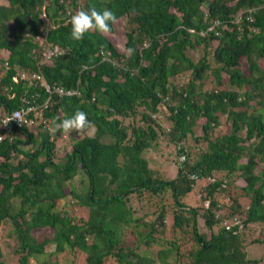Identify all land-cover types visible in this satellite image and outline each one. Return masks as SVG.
I'll use <instances>...</instances> for the list:
<instances>
[{
    "label": "trees",
    "instance_id": "1",
    "mask_svg": "<svg viewBox=\"0 0 264 264\" xmlns=\"http://www.w3.org/2000/svg\"><path fill=\"white\" fill-rule=\"evenodd\" d=\"M93 7L112 10L121 30L113 23L108 34L72 39L70 17ZM45 40L60 53L41 62ZM195 46L202 55L193 61ZM128 48L134 51L127 54ZM259 60L264 0H0V133L2 114L21 108L22 99L40 110L30 126L8 124L0 140V231L6 228L10 249L8 263L0 248V264L73 262L64 253L82 254L85 264H175L172 239L155 257L145 252L159 244L165 207L152 222H143L133 207V197L164 193L172 201L170 226L190 232L187 264H264L248 257L245 242L250 224L264 223ZM30 74L79 94L51 98L43 107L46 95ZM209 76L212 84L205 86ZM78 109L93 127L53 134L54 122ZM221 115L229 129L212 137ZM42 119L51 121L49 129ZM188 135L205 142L191 162ZM158 136L184 155L172 179L158 176L143 155L161 143ZM191 174L206 178L207 206L183 203ZM231 217L238 225L227 229L221 221ZM197 218L204 231L197 230Z\"/></svg>",
    "mask_w": 264,
    "mask_h": 264
},
{
    "label": "rangeland",
    "instance_id": "2",
    "mask_svg": "<svg viewBox=\"0 0 264 264\" xmlns=\"http://www.w3.org/2000/svg\"><path fill=\"white\" fill-rule=\"evenodd\" d=\"M115 28L118 30L117 33L121 30L120 25L118 26L117 23H114ZM118 42V48L120 49L122 47V37L119 35ZM215 42L211 41L210 46L213 48ZM201 46V45H200ZM200 46H195V49L190 50V57H192L193 61H196L201 55L202 52L200 50ZM259 66H264V61L259 60ZM188 77V74H182L179 77H177V82L184 81ZM211 77L209 76L206 79L205 86H211V82H209ZM176 80V79H175ZM220 124L215 127L212 130V133L210 136H217L221 135L223 132H227L229 129V124L225 119L224 115L220 116ZM160 120V119H159ZM200 119H197L196 124L200 123ZM202 122V121H201ZM160 123H162V126L166 127L168 126V122L165 120H160ZM198 125V124H197ZM193 126V136L198 135L199 129L198 127ZM188 135V137L185 139L184 143L187 144L188 153L189 155V161L191 162L193 158L196 157L197 153L204 150L205 148V142L203 141H195L193 140V136ZM158 141H161V143L152 145L151 148L146 149L143 152L144 157L147 160L148 166L150 169L156 172L158 176L165 178V179H172L175 174L177 168L181 165L179 162V156H176L174 152V143L172 141H167L165 137L158 136ZM162 139V140H161ZM186 159V158H185ZM207 184L206 178H197L193 182L192 189L190 192H188L182 200L184 201L186 205L189 206H195L198 207L200 205H204V202L206 200H202V197L205 194V185ZM220 196V195H218ZM217 196V197H218ZM219 198V197H218ZM240 203L242 205H245L247 203V200L244 198L239 199ZM172 201L168 195V193L164 194H156L152 196H141V197H133V207L136 212L137 217H141L143 222H152L157 213H159V210L165 207V212L168 217H165L164 226H159L160 229H162V233L155 235L157 238L159 244H150L148 247H145V252H149L152 257H155V252L159 248L163 247L164 244H166V241L174 240L178 245V256H177V262L175 264H187L188 257L186 256V251L193 246L192 240L190 238V232L187 231L186 233L181 234L178 230L173 229L170 226V215H171V205ZM75 208L77 212L82 213L84 211V207L75 205ZM170 214V215H169ZM201 218H197V230L204 231V228L202 227ZM261 228L264 230V223H254L250 224L249 229L246 230L245 235V242L248 245V248L246 249V254H248L249 258H260L262 261H264V241H262V244L260 245H254L250 244V239L253 237H257L258 239L264 240V231L262 232ZM6 232V228L3 229V231H0V248L2 250L3 256L7 259L8 263H10V255L8 248L7 241L5 242V238L3 235ZM53 245L48 246V250H52ZM142 250V248H141ZM63 256L67 259H72L73 262L70 263V261H64L62 264H85L84 258L82 254L77 253L76 255L70 256L69 254L65 253ZM170 260L172 258H169ZM169 259L167 261H169ZM155 264H161L159 262H155ZM258 264H261L258 263Z\"/></svg>",
    "mask_w": 264,
    "mask_h": 264
},
{
    "label": "clouds",
    "instance_id": "3",
    "mask_svg": "<svg viewBox=\"0 0 264 264\" xmlns=\"http://www.w3.org/2000/svg\"><path fill=\"white\" fill-rule=\"evenodd\" d=\"M249 11L250 10H247V12ZM239 16L240 13L234 16V19L238 20ZM116 20L117 17L115 13L109 9H105L102 12L97 11L95 7L89 10L81 9L70 17L71 37L76 41H80L84 38V34L90 31H99L100 33L108 34L111 31L110 25L115 23ZM133 51L134 49L132 48L126 49L127 54H131ZM50 123L51 121L49 124ZM91 127H93V125L92 122L89 121L87 113L78 109L70 117L63 119L59 123L54 122V127L51 131L53 134L61 130L65 133H71L73 131H83L84 129ZM0 138H2V136H0ZM181 156L183 157L182 159ZM183 159L184 155H179V162ZM192 175L195 174H191L190 178L194 181L197 180V175H195V178H193ZM205 203H207V201L204 202V205Z\"/></svg>",
    "mask_w": 264,
    "mask_h": 264
},
{
    "label": "built area",
    "instance_id": "4",
    "mask_svg": "<svg viewBox=\"0 0 264 264\" xmlns=\"http://www.w3.org/2000/svg\"><path fill=\"white\" fill-rule=\"evenodd\" d=\"M59 53H60V50L56 45H53L50 42L45 40L41 48V54H40L42 56L41 62L47 60L52 55H58ZM18 77L22 79V78H25V75L23 73H20ZM30 77L33 78L40 87H42V92L46 95V98L43 103V107H45L46 104L49 102V100L53 98L54 96L60 97V96H67V95L74 94V93L79 94L76 91L67 90L58 85H51L40 75L30 74ZM16 78H17L16 76L13 77L14 80H16ZM22 101H23V106L21 108L2 114L3 116L1 118V122L5 130L4 132L0 133V136H2L0 140L6 136V133L8 132V127H9L8 124H13L17 127L21 125L30 126L34 123L35 119L37 118L36 115L40 110L37 112L36 106L33 105L31 101H24V99H22ZM41 122H42L43 128L49 129V120L42 119ZM182 158L183 157L181 156V159ZM192 177L195 178L196 176L192 175ZM210 180L213 181V178H210ZM206 205L207 203H205V206ZM221 223L225 228L228 229L235 225H238V220L236 217H231L228 220L226 219V220L221 221Z\"/></svg>",
    "mask_w": 264,
    "mask_h": 264
}]
</instances>
